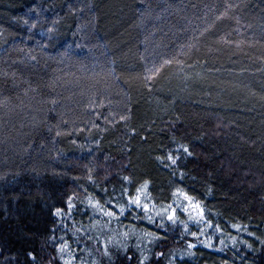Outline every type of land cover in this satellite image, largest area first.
Instances as JSON below:
<instances>
[{"label":"trees","instance_id":"obj_1","mask_svg":"<svg viewBox=\"0 0 264 264\" xmlns=\"http://www.w3.org/2000/svg\"><path fill=\"white\" fill-rule=\"evenodd\" d=\"M79 255L264 264V0H0V264Z\"/></svg>","mask_w":264,"mask_h":264},{"label":"rangeland","instance_id":"obj_2","mask_svg":"<svg viewBox=\"0 0 264 264\" xmlns=\"http://www.w3.org/2000/svg\"><path fill=\"white\" fill-rule=\"evenodd\" d=\"M143 194H144V189H140L137 193H135L132 197H130V200L133 203H137L138 205L142 204L143 205V211L150 213V212H152L153 208L155 207L154 202H152V200L148 201V199L146 201H144L142 198ZM166 203H167L166 205L168 206V208L172 212L179 210L180 213H183V214H181V218L183 220L186 219L187 214H191L192 216L195 217L194 224L203 223L204 215H203L202 206L199 203H197L196 201H194L193 198L186 195L185 193L177 192L174 199L168 200V202H166ZM123 210H124V213H126V209L123 208ZM105 214L109 217H112V218H117L118 216H120V212L115 207V205L113 208L106 211ZM149 215H151V214H149ZM171 216L172 215H170L169 217H171ZM121 233H122L121 231H115V232H113L112 235L109 234V241L113 240L112 242H109V244H108L109 248L114 247V248L119 249L122 246V244L119 240ZM72 261L74 262L73 264H93L92 260H89L87 257H83L82 255L74 257L72 259Z\"/></svg>","mask_w":264,"mask_h":264}]
</instances>
